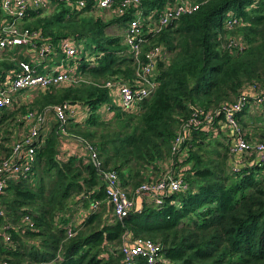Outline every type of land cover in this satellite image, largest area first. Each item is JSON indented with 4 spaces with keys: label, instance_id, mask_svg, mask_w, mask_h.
<instances>
[{
    "label": "trees",
    "instance_id": "trees-1",
    "mask_svg": "<svg viewBox=\"0 0 264 264\" xmlns=\"http://www.w3.org/2000/svg\"><path fill=\"white\" fill-rule=\"evenodd\" d=\"M199 1L194 12L146 34L144 50L164 47L153 94L140 109L112 103L106 115L101 105L112 91L101 79H137L124 35L133 13L90 17L82 14L95 9L91 1L78 7L64 0L49 3L47 8L55 5L50 13L46 7L26 12L20 22L41 32L38 44L50 40L55 48L47 57L66 59L60 43L71 38L80 46L72 61L77 74L92 78L40 88L33 98L3 108L0 147L7 152L0 159L30 130L11 136V120L31 125V110L44 113L64 103L90 112L79 122L68 109L66 122L56 117L48 131L40 128L32 173L7 180L0 193V264H150L143 255L126 259L127 237L159 241L158 264H264V162L252 147L240 155L232 150L234 137L223 112L239 95L251 97L247 86L264 88V0ZM173 2L142 0V5L146 13H159ZM230 16L238 23L229 26ZM113 24L121 34L106 32ZM17 47L16 58L6 62L9 71L28 59ZM250 103L236 118L249 142H264V127H250L255 119L243 116ZM210 112L215 116L208 128L193 122ZM180 132L187 135L174 152ZM68 137L81 140L87 154L65 153L62 142ZM88 145L97 149L99 166ZM169 167L184 175L188 189L160 191L159 201L137 192L142 183L167 175ZM103 170H115L132 193L133 207L123 219L113 214Z\"/></svg>",
    "mask_w": 264,
    "mask_h": 264
},
{
    "label": "built area",
    "instance_id": "built-area-1",
    "mask_svg": "<svg viewBox=\"0 0 264 264\" xmlns=\"http://www.w3.org/2000/svg\"><path fill=\"white\" fill-rule=\"evenodd\" d=\"M53 0H0V54L10 51L17 46H32L39 52V57L48 56L54 51V46L50 40H43L38 44L37 38H42L41 32L37 29L24 26L20 21L30 8H45ZM61 1V0H60ZM63 1V0H62ZM73 2L78 7L85 6L92 2L96 8L103 10L111 9L112 15H123L131 11L132 17L124 29L125 40L129 44L130 50L137 63L135 82L123 81L121 79L109 80L106 84L115 91L120 98V106L126 109H137L142 102L150 97L157 87V62L163 56L164 47L156 44L144 50L146 34L149 32H160L166 25L178 19L183 14L192 13L197 10L201 2L199 0H174L164 7L162 11H150L146 13L143 9L142 0H122L116 4L115 0H64ZM237 17H229V26L238 23ZM234 42H231L233 44ZM235 44V43H234ZM60 46L66 55V59L79 56L80 46L76 45L71 38H63ZM62 59L48 71H39V62L30 59H21L17 62V67L10 72V80L7 85L0 87V113L3 108L14 104L17 95L25 90L40 89L52 85L79 83L82 79L75 69L72 61ZM114 90V91H113ZM114 94V93H113ZM254 101L257 104H264V88H254ZM251 97L247 93L239 95L235 101L224 106L223 112L225 119L232 130L234 143L233 151L244 152L252 147L260 160L264 162V142L251 143L245 136V131L236 118V113L244 109ZM69 105L67 103L55 105L54 112L61 122L68 119ZM214 113H207L204 120L193 118L197 125L213 123ZM28 118L32 120L29 132L18 140L12 147L8 155L0 159V193L5 190L9 178L20 179L28 178L33 171L36 163V150L40 136L41 123L44 115L31 110ZM187 133L180 132L176 138L174 152L178 151L185 140ZM92 160L96 165L101 164L98 152L95 147L88 145ZM237 167V166H236ZM168 174L156 181H146L142 183L137 192L152 195L157 201L160 200L159 192L186 190L189 183L183 174L174 173L168 169ZM102 178L106 182V195L113 204V214L123 219L133 207L134 199L129 194V190L121 184L120 176L115 170H103ZM98 202L94 203V207ZM73 235L72 231H69ZM9 237V236H8ZM127 242L122 246V250L128 261L136 255H143L148 258L150 264H158L160 249L159 241L147 237L126 238Z\"/></svg>",
    "mask_w": 264,
    "mask_h": 264
},
{
    "label": "crops",
    "instance_id": "crops-1",
    "mask_svg": "<svg viewBox=\"0 0 264 264\" xmlns=\"http://www.w3.org/2000/svg\"><path fill=\"white\" fill-rule=\"evenodd\" d=\"M112 14H113V12H112ZM17 50L19 52H21L22 54H25L28 57V59L39 62L38 69H39V66L43 64V66H44L43 67L44 68L43 71L50 70L57 62H60V61H51V59H52L51 56H49V57L43 56L42 59H40L39 52L37 50H35L34 48H32V47H27V46L20 45V46L17 47ZM13 52H15V51L14 50L4 51V52H2L0 54V87L4 86V85H7L8 81L10 80V76L9 75H10L11 71L8 70L10 68V66L8 67L6 65V62H9L11 59H15L16 58V56L14 55ZM73 58H75V57H70V58L66 59L65 61H70L71 62V61L74 60ZM76 62L77 61H74V65L73 66L77 65ZM72 64H73V62H72ZM75 69L78 70L76 66H75ZM245 90L251 95V103H250V106H249L248 114L247 115L245 114L243 116L244 117H249L250 114L253 117H254V114H258V116L260 114L264 115V105H260V104L255 103L254 98H253L254 97L253 89L251 87L247 86ZM26 91L27 90L20 92L17 95L15 102L16 101H21L22 98H31V97L27 96L28 94L26 93ZM113 93H112L113 102H108V103H104V104L101 105L102 112H104V110H106V112H104L105 114H108V113L111 112L110 111L111 110L110 107H111L112 103H115L118 106H120V104H121L120 103L121 100L119 98V95H117V92L114 91ZM255 107H259V110L257 111V113L254 110H251V108L254 109ZM70 110L74 113V118L76 119V121H79V122H83L87 118V116L89 115V112H90V109L88 107H86V106H78V105H71ZM1 113H2V111H1ZM42 114L44 115V121L41 123V128L43 129V131L44 130L48 131V129H50L52 127V123H53V119L52 118L55 119L57 116H56L54 110L53 111L52 110H49V111L46 110ZM9 120L10 119L6 120L3 123V125H5L7 123V121H9ZM12 125H14V122H12ZM20 125H25V127L22 128V129H19V124L17 126L15 125V127L12 129L13 132H11V136L14 137L15 135L18 134V136L22 137L30 128V124L28 122H26V121H25V124H20ZM226 130L230 131L231 129L229 127H227ZM226 133H227V131H226ZM80 141L81 140L74 139V138H71V137L64 138V140L62 142V150L65 151V153H84V154H87L85 147L82 145V143H80ZM233 141H235L234 138H233ZM0 143L3 144L2 141H0ZM5 147H8V146L5 145ZM0 150H1L0 151V155H4L7 152V150L4 148V146H1ZM237 154L240 155V154H242V152H239Z\"/></svg>",
    "mask_w": 264,
    "mask_h": 264
},
{
    "label": "rangeland",
    "instance_id": "rangeland-1",
    "mask_svg": "<svg viewBox=\"0 0 264 264\" xmlns=\"http://www.w3.org/2000/svg\"><path fill=\"white\" fill-rule=\"evenodd\" d=\"M55 9V5L54 4H52V5H50L48 8L46 7L44 10H45V12H47V13H50V12H52L53 10ZM82 15H85V16H94V17H96V16H98V15H103L104 17H105V19H108V18H111L113 15H112V12H111V9H106V10H103V9H101V8H95L94 10H92V11H90V12H84ZM122 28H119V26L117 25V24H113V25H110V26H108L107 28H106V32L108 33V34H121L122 33ZM238 35H239V33H236V34H234V35H232L234 38H239L238 37ZM88 46H90V45H88ZM91 47V46H90ZM91 50H93L92 48H91ZM83 55H85V51L83 52ZM88 57V56H87ZM89 58V57H88ZM74 64V63H73ZM80 77L82 78V79H91L92 77H91V75H89V74H83L82 72H81V75H80ZM81 79V80H82ZM109 80H106V79H101V81H100V83H107ZM39 89L38 88H36V89H29V90H27L26 91V93L28 94L27 96L28 97H31V98H33L36 94H37V91H38ZM109 102H113V97L111 98V100L109 101ZM262 105H264V104H262ZM70 108H71V106H69ZM140 109V108H139ZM251 110H254L256 113H257V111L259 110V107H255L254 109L253 108H251ZM34 112H36V111H34ZM104 112H106V110H104ZM103 112V114L104 115H106L105 113ZM36 113H38V112H36ZM254 113V112H253ZM69 116H72V117H74V113L72 112V111H70L69 112ZM53 119V121L55 120L54 118H52ZM253 119H255L254 120V122L255 123H257V124H255V123H248V124H250L251 126L250 127H258V126H261V127H264V115H262V116H258V114H254V117H253ZM12 122H14L13 120H11V124L9 125V127L8 128H10V131L11 132H13V128L15 127V124L14 125H12ZM25 124V123H24ZM12 125V126H11ZM17 126V125H16ZM4 127H6V124L4 125ZM25 127V125H19V129H22V128H24ZM7 128V127H6ZM1 151V150H0ZM129 192V194L132 196V193L130 192V191H128Z\"/></svg>",
    "mask_w": 264,
    "mask_h": 264
}]
</instances>
